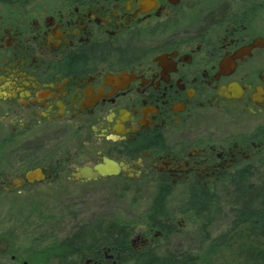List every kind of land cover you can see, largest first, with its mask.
Segmentation results:
<instances>
[{
	"label": "flooded vegetation",
	"instance_id": "obj_1",
	"mask_svg": "<svg viewBox=\"0 0 264 264\" xmlns=\"http://www.w3.org/2000/svg\"><path fill=\"white\" fill-rule=\"evenodd\" d=\"M245 183H264V0H0V195L46 188L74 200L79 188L150 204L139 229L86 223L114 237L83 264H201L198 252L227 243L169 245L201 238L229 213L226 199L230 232L249 233L236 255L264 264V219L220 194ZM67 237L42 250L48 264L81 263Z\"/></svg>",
	"mask_w": 264,
	"mask_h": 264
},
{
	"label": "rangeland",
	"instance_id": "obj_2",
	"mask_svg": "<svg viewBox=\"0 0 264 264\" xmlns=\"http://www.w3.org/2000/svg\"><path fill=\"white\" fill-rule=\"evenodd\" d=\"M232 1L238 3V0ZM83 194L81 189H75L74 200H66L60 197V195H65L63 192L51 193L46 188H37L31 191L29 196L21 195L18 192L0 195V235L5 237L3 243L6 241L12 243L15 254H19L15 264H24L26 260L27 264H48L52 257L49 253L47 257L41 256L44 254L42 253L43 249L54 248L55 245L57 248L59 242L69 236L72 226L90 223V221L101 217L138 223L139 229V221L145 218L146 210L150 205L144 198L142 206L138 207L132 205V197L119 198L110 192H105L100 196L85 195V197ZM220 194L225 195L221 190ZM227 200H224L223 204L224 210H228L229 213L225 212L226 215L214 222L207 233L211 234L213 240H217V236L223 234L222 236L227 237L228 246L212 255H207L204 249L201 250L198 252L202 258L201 264H235V262L255 264L244 263L236 255L238 244L244 243L249 237V233L246 232V225L234 230L233 234L230 232V223L226 220L231 213ZM184 217L185 214H178L177 220ZM185 218L187 221L194 219L196 222L198 217L195 213L190 212ZM191 223L189 222V224ZM199 239L198 235L190 240H183V237H179L173 239V246H169L179 248L178 245L181 244V247L189 249H194L197 245L208 247V242L200 244ZM1 242L2 240H0V246ZM54 250L52 249V251ZM9 263V255L0 256V264Z\"/></svg>",
	"mask_w": 264,
	"mask_h": 264
},
{
	"label": "trees",
	"instance_id": "obj_3",
	"mask_svg": "<svg viewBox=\"0 0 264 264\" xmlns=\"http://www.w3.org/2000/svg\"><path fill=\"white\" fill-rule=\"evenodd\" d=\"M226 196H230L236 203L241 205L244 211L249 212L254 217H259L264 219V183L262 184H253L249 185L248 183L242 184L241 186L231 187L227 189H223ZM216 197V194L211 193L210 191H201L202 198ZM218 196H221L220 194ZM196 198V197H195ZM202 205H199L198 208H205L207 202L202 201ZM206 215V213H205ZM208 222V221H207ZM211 222V221H210ZM100 222H93V225L99 224ZM92 224L82 225L81 228L74 234L69 235L66 239L63 240L64 244L68 246H73L75 251L78 253V257L84 259L87 254L91 253L92 249L102 248V245L113 241L114 230H102V229H94ZM256 232V231H255ZM261 236L260 233H255V236ZM127 238V237H126ZM208 242V245L214 244H226L228 243L227 237H223L222 239L216 240L212 239L211 235L202 232L200 241ZM126 249L128 252L135 255L136 251H132L130 249L129 242L125 243ZM64 259V258H63ZM66 260V259H65ZM187 258L184 255L180 256H158L155 257L153 255L147 254L142 257L136 256L127 259V261L123 264H185ZM69 264V263H63ZM73 264V263H70ZM78 264H83L81 263ZM103 264H106L105 262ZM119 264V263H118Z\"/></svg>",
	"mask_w": 264,
	"mask_h": 264
},
{
	"label": "water",
	"instance_id": "obj_4",
	"mask_svg": "<svg viewBox=\"0 0 264 264\" xmlns=\"http://www.w3.org/2000/svg\"><path fill=\"white\" fill-rule=\"evenodd\" d=\"M97 169H98V171L100 170L101 173H105V170L103 169V167L101 165H99V167H97ZM28 177L32 178L30 174Z\"/></svg>",
	"mask_w": 264,
	"mask_h": 264
}]
</instances>
